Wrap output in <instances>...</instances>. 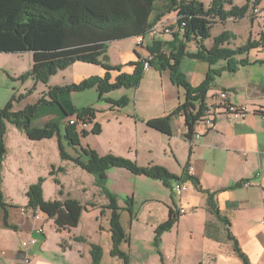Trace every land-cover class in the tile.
Listing matches in <instances>:
<instances>
[{
	"label": "crops",
	"instance_id": "0c3cea01",
	"mask_svg": "<svg viewBox=\"0 0 264 264\" xmlns=\"http://www.w3.org/2000/svg\"><path fill=\"white\" fill-rule=\"evenodd\" d=\"M230 8L229 5L226 10ZM257 8L261 13L252 21L257 27V35L256 37L250 35L248 41L251 39L258 42L260 34L264 32V1ZM253 10L251 4L247 17L243 19L251 20ZM240 20L242 19L230 18L217 25L227 23L236 25ZM171 38L164 36L160 39L171 40ZM130 39L134 40V53L147 58L149 54L146 46L152 42L150 37H146L142 46H137V38L113 41L110 45ZM237 41L236 37L228 47L232 49L240 47ZM124 52L120 53V56L125 55L127 58L123 56L119 64H126L127 59L130 60L129 62L135 60L129 52ZM246 57L251 64L239 67L237 72L230 73L232 76L246 73V79L217 84V88L221 89L219 92L228 93L229 101L233 105L248 109L245 118H231L222 115L218 117L212 129H207L200 121L196 124L194 133L201 134V137L193 136V144L184 139L187 132L184 117L177 116L171 122L172 138L169 141L173 153L177 154L179 151L181 154L178 160L183 166L182 173L166 159L167 154L162 152L157 144L151 142L148 143V147L141 156L137 149L135 154L126 155L119 149H109L111 148L109 144L105 145V151L106 154L128 158L141 167L149 165L165 167L176 176L183 174L185 167L189 164L190 176L198 179L204 190L217 192L218 207L222 215L231 222L232 232L237 237L243 251L249 256L251 263L264 264V225L262 224L264 217V120L258 113L259 109H264V48H256L247 56L238 59ZM226 65L225 61L220 62L219 68H224ZM71 67L75 69V78L78 83L93 76L103 77L106 73L100 66L87 63L77 62ZM251 69H254L253 72ZM149 72L150 70L146 71V73ZM20 74H24V71ZM112 76L115 77V75ZM219 92L208 93L207 107L215 105ZM64 95L67 97L61 94L58 100L66 113L70 114L79 109L68 101L71 93H64ZM45 103L48 104L47 101ZM64 111L62 110L63 113ZM57 117H62V114L57 113ZM49 118L50 116L45 117V124L50 122ZM70 118L72 117L68 120ZM98 121L99 119L95 118L94 123L100 125ZM134 124L138 125L136 122ZM7 125L5 138L7 155L0 172V191L7 205L8 218L7 225H5L3 219L5 213L0 212V264H22V242L35 236L39 228L44 229V234L39 237L35 245L31 246V264H81L83 261L85 264H92V244L99 245L103 249L101 264L105 263V259H107V264H119L122 260L111 254L113 241L110 232L111 212L106 208L108 200L100 192L95 193L97 201L94 214L96 222L94 240L88 235L78 234V227L60 232L56 229L54 220L46 215L42 214L40 218L35 219L31 211H23L28 204L27 191L30 186L36 184V178L23 182L20 186L23 187L22 189L19 186H15L14 189L13 185L9 184L10 179L7 180L2 174L14 162L20 165L33 160L31 149L34 147L32 142L35 141L30 140L22 131L16 130L12 124ZM41 126V124L34 125L35 128H41ZM90 131L91 129L87 132ZM45 140L39 142L42 143ZM131 175L133 174L129 171L118 168L108 172V182L110 179L115 182L109 191L116 196L119 207L126 208V200L132 199V212L135 217H132L128 211L121 212V222L129 236V242L123 243L121 250L129 256V264H148V255L144 253V247L139 244L141 238L143 242L152 244L158 255L159 264H243L234 252L231 242L227 240L223 225L214 222V217L208 213L206 196L199 193L191 183L188 191L178 198L173 194L172 189L167 188L161 181L134 175V181L137 183H133ZM3 179L7 181L6 184H3ZM247 180L250 181V186L242 187L241 183ZM14 190H22L25 201L15 203L12 195ZM165 191H169L168 198ZM45 200H47L46 197ZM122 200L125 203H122ZM181 206L186 209V214L181 215L172 230L161 237L158 249L163 256L162 263L155 246V231L170 219L171 210L177 212ZM124 217L128 219V229L124 225ZM209 221L218 228V240L216 241L205 235L206 224ZM135 240L136 244H134Z\"/></svg>",
	"mask_w": 264,
	"mask_h": 264
},
{
	"label": "trees",
	"instance_id": "16d2710c",
	"mask_svg": "<svg viewBox=\"0 0 264 264\" xmlns=\"http://www.w3.org/2000/svg\"><path fill=\"white\" fill-rule=\"evenodd\" d=\"M0 0V54L32 53L33 67L31 71L22 76V79L33 78L36 82L47 84L59 71L66 70L77 62L100 66L106 73L103 77L93 76L80 83L65 87L50 89L51 104L59 103V95L64 93L83 92L97 87L101 95L120 88H136L144 73L145 65L158 69L169 70L173 84L182 86L186 91V98L175 112L166 118L152 120V124L165 134L171 135V122L177 116H183L187 132L184 139L191 141L195 126L201 121L207 110L206 99L214 80L210 70L207 78L198 87H192L185 75L180 71L181 61L184 57L206 61L210 66L225 61L227 65L222 70L235 73L239 67L250 65L247 56L252 50L264 48V32L260 40L251 39L236 49L228 45L236 39L234 34L224 32L214 39L212 48L207 49L204 42L211 37L214 23L224 22L227 19H243L247 17L252 4L255 8L264 0H246L243 7L232 6L225 9L224 0H212L206 8L197 0ZM176 12L177 21L173 27L171 40L153 39L146 46L150 58H142L130 63L134 67L133 74L122 73V66L109 64L108 50L113 41L146 36L148 29L161 21L167 15ZM254 21V18L251 19ZM195 42L199 46L196 54L187 52V44ZM119 75L112 82L111 72ZM215 73L218 74L217 71ZM113 102V101H112ZM45 103L41 99L39 105ZM116 103L118 106L128 104L123 98ZM38 106L28 107L20 112H12L11 106L0 109V172L7 155L5 137L7 127L4 120L25 133L30 140L42 141L52 139L58 132V126L47 125L44 128L32 126V119ZM67 117H88L95 122V111L91 108L76 109ZM89 133L99 135L101 127L94 123L90 132L79 133L75 126L66 124V139L73 146H80V137ZM59 149L62 159L74 160L88 173L95 175L99 186L102 187L111 211L110 232L113 248L111 254L129 264V256L121 250L123 243L129 242V236L121 222V212L128 211L132 217V199L126 200V208L121 209L115 195L106 189L107 171L112 168H121L136 176H144L151 180L161 181L167 188L172 189V183L177 181L191 183L199 193L206 196V208L216 222L221 223L226 231L227 240L231 242L234 252L243 264H252L249 256L243 251L237 237L232 232L231 222L222 215L216 200L217 192L204 190L198 179L188 174L189 164L184 169L182 177L176 176L165 167L150 165L138 166L135 162L112 154L100 156L90 148L83 149L88 160L83 162L80 158H72L59 140ZM42 180L30 186L27 191L28 204L24 210L41 212L54 220L58 231H69L78 227L86 206L74 199L65 201H46L43 197ZM102 208V209H106ZM3 211L4 223L7 225V205L3 193L0 191V212ZM179 213L170 211V219L161 224L155 231V246L163 263V256L159 251L161 237L170 232L179 220ZM218 228L212 222H207L205 235L211 240H218ZM92 264H101L103 249L99 245H91Z\"/></svg>",
	"mask_w": 264,
	"mask_h": 264
},
{
	"label": "rangeland",
	"instance_id": "374dc122",
	"mask_svg": "<svg viewBox=\"0 0 264 264\" xmlns=\"http://www.w3.org/2000/svg\"><path fill=\"white\" fill-rule=\"evenodd\" d=\"M197 1L201 2L206 8H208L212 2V0ZM224 1H227V3H225V9L229 7L228 2L236 7H243L247 4L246 0ZM162 2L163 0H159L158 5H161ZM256 8L257 6L254 9ZM258 16L254 14L253 10L251 19H256ZM164 19L168 20V23L174 27L177 14L176 12H172ZM217 23L223 22L218 21ZM217 23H214L212 26L210 39L204 42V46L207 49L212 48L214 39L224 32L234 33L237 37L239 46L244 45L248 41L250 35L252 37H256L257 35L256 25L252 23V20L247 18L240 20L236 25L232 23L217 25ZM134 48L135 44L132 39L109 45V64L114 67L122 66V73L133 74L134 67L130 65V63L138 60V54L136 55V53H134ZM124 51L129 52L135 60L129 62L130 60L127 59L126 64H119L123 56L125 59L127 58L125 55L120 56V53ZM198 51L199 46L195 42L187 44L188 53L196 54ZM147 58H150V55ZM219 64L220 63L211 67L206 61L184 57L179 69L192 87H198L205 81L210 70H214V73H212L214 80L208 92L210 94L221 90L217 88V84L219 83L226 84L232 81H243V79H246V73L232 76L227 70L219 68ZM32 67V53H23L22 55L0 54V109L4 110L11 106L12 112H20L28 107L38 106L32 119V126L34 127V125L41 124V128H44L52 124L58 126V132L53 139L45 140V142L42 143L39 141L32 142L34 143V147L31 149L33 152V160L21 163L20 165L14 162L5 169L2 175H4L7 180L10 179L9 184L13 185L14 189L15 186H19V188L22 189L23 187H20L22 183L31 179L36 178V183L42 180L43 197L45 196L48 201L63 202L70 198L79 203L81 202L83 206L87 207V210H84L81 216L77 228L78 234L88 235L94 240L96 237L94 214L96 212L95 208L97 201L95 193L100 192L106 199L107 197L103 193L102 187L99 186L95 175L88 173L74 160L62 159L59 149V140H61L64 150L69 156L72 158H80L83 162L88 160L83 149L90 148L96 151L100 156H105L108 155L105 151V145L109 144L111 147L109 149H119L122 151L121 153H125L126 155L130 153L135 154L137 149L141 156L142 153L145 152V148L148 147V143L151 142L157 144L158 148L162 149V152L167 154L166 159H168L170 164H172L177 171L182 173L183 166L178 160L181 154L179 151L177 154L173 153L169 141V139L171 140L172 138L171 135L165 134L151 122L152 120L155 121L171 116L175 110L184 103L186 91L182 86L173 84L169 70L159 71L156 68L150 67V72L146 73L145 71L136 88L129 89L123 87L109 91L103 95L100 94L97 87L87 89L83 92H73L69 96L70 99L68 101L79 109L91 108L94 110L95 118L99 119L98 122H100L102 129L99 135L89 133L86 137H80V146H73L65 137L66 124L69 121V117L62 112L59 105L49 104L51 101L49 92L50 89L54 87H65L78 83L75 78V69L69 67L66 70L59 71L47 84H45L36 82L31 77L22 79V76L29 73ZM251 70L253 72L254 69ZM23 71L24 74H20ZM215 71H217L218 74L215 73ZM111 74L115 75V77L112 76L113 82L119 73L114 71L111 72ZM63 96L67 97V95L64 94ZM123 98L128 99L127 105L120 107L116 103H113L119 102ZM41 99L47 101L48 104L43 103L39 105ZM57 113H61L62 117H57ZM49 116L51 120L45 124L47 119H45V117ZM4 122L6 127L8 126L7 124H10L6 120H4ZM134 122L138 125L135 126ZM15 128L19 130L17 127ZM110 170L107 171L106 181V189L108 191L109 188L115 184L113 179H110L108 182V172ZM182 175L183 174L179 175V177H182ZM131 176H133V183H137L134 181V175ZM119 178L123 179L120 176ZM2 181L3 184L7 182L4 179ZM172 184H175V182ZM188 184L190 185V183ZM12 193L15 203H18V201H25V195L23 196L22 190H14ZM168 193L169 191H165L167 198L169 197ZM122 203H125L124 200H122ZM13 207L17 208L18 206ZM19 207H21V205ZM127 220L128 219L124 217V225L128 229ZM213 220L214 222L216 221L215 219ZM141 227H144V225H141ZM134 239H136L135 236ZM134 244H136V240ZM139 244L144 247V253L148 255V264H159L158 255L155 253L152 244L146 241L143 242L142 238L139 240ZM81 264H85V262L83 261ZM104 264H107V259H105ZM119 264H123V262L119 261Z\"/></svg>",
	"mask_w": 264,
	"mask_h": 264
},
{
	"label": "built area",
	"instance_id": "2783aa9c",
	"mask_svg": "<svg viewBox=\"0 0 264 264\" xmlns=\"http://www.w3.org/2000/svg\"><path fill=\"white\" fill-rule=\"evenodd\" d=\"M260 13L261 12L258 8L254 9L255 15L258 16L260 15ZM172 33H173V26H171L168 23V20L163 18L161 21L152 25L148 29L146 36L137 38V46H142L145 42L146 37H150L153 40L164 36H171ZM144 69L145 71H148L150 69L149 65L146 64ZM258 113L259 115L262 116V119L264 120V109H259ZM247 114H248V109L246 107L233 105L229 101L228 93L225 91H221L217 94V100L215 105L207 108L201 121L207 129H212L215 126L218 117L222 115H226L231 118H245ZM68 124L71 126H75L79 133L83 131H88L92 129L94 126V122L89 120L88 117L79 118L76 115L69 119ZM194 136L200 138L201 134H194ZM190 143L193 144V138L190 141ZM190 171L191 169L188 168L189 175H190ZM250 184H251L250 181L247 180V181H243L241 183V186L244 188H248ZM188 189H189V184L187 182L177 181L172 187V192L176 197L181 198L188 191ZM263 209H264V200H263ZM177 212L181 216L186 214V209L181 206L179 207ZM32 215L35 219H38L40 218L42 213L36 211ZM262 224L264 225V217L262 219ZM35 234L36 235L31 237L28 241L22 242V248H23L22 258H21L22 264H31V254H30L31 246L35 245L39 241V237L44 234V229L43 228L37 229Z\"/></svg>",
	"mask_w": 264,
	"mask_h": 264
}]
</instances>
